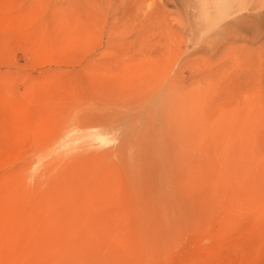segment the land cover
I'll return each instance as SVG.
<instances>
[{"label":"rangeland","instance_id":"374dc122","mask_svg":"<svg viewBox=\"0 0 264 264\" xmlns=\"http://www.w3.org/2000/svg\"><path fill=\"white\" fill-rule=\"evenodd\" d=\"M0 264H264V0H0Z\"/></svg>","mask_w":264,"mask_h":264}]
</instances>
